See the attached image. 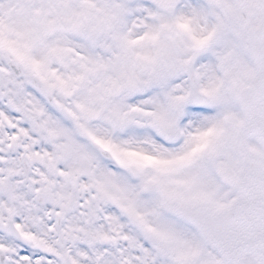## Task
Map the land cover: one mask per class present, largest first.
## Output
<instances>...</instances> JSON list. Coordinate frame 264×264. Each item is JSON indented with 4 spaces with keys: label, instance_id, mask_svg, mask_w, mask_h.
I'll return each instance as SVG.
<instances>
[{
    "label": "snow or ice",
    "instance_id": "1",
    "mask_svg": "<svg viewBox=\"0 0 264 264\" xmlns=\"http://www.w3.org/2000/svg\"><path fill=\"white\" fill-rule=\"evenodd\" d=\"M0 264H264V0H0Z\"/></svg>",
    "mask_w": 264,
    "mask_h": 264
}]
</instances>
